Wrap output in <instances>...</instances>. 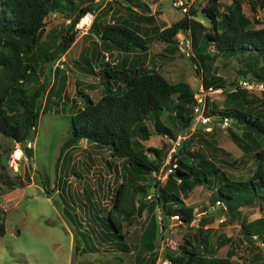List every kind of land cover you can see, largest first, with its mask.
Returning <instances> with one entry per match:
<instances>
[{
  "label": "rangeland",
  "instance_id": "obj_1",
  "mask_svg": "<svg viewBox=\"0 0 264 264\" xmlns=\"http://www.w3.org/2000/svg\"><path fill=\"white\" fill-rule=\"evenodd\" d=\"M93 1L73 0L71 6L67 3L64 11L50 15L45 30H54L57 33L56 37L60 39V32L67 28L77 10L84 5H93V10L85 14L91 23L98 20L103 25L112 20L129 19L139 34L144 38L148 37L147 49L134 53L115 51L110 54L103 52L102 47L96 45L94 35H89L88 38L78 33L79 39L75 40L67 52L51 66L49 82L41 102L43 111L39 114L31 141L21 145L0 135V225L4 228V234L0 235V264H136L140 257H143L144 264H149L153 258L154 264H170L166 256L178 255L179 247L182 243L185 244V239L195 242L204 254L228 257L235 264H264V243L255 238L256 235L249 239L242 232L243 226L264 216V204L261 201L254 200L244 204L231 214L228 209L222 210L216 204L217 200L214 202L217 185L212 188L198 185L183 197V204L191 208L194 215L189 224L174 215L168 219L165 227H162L160 211L155 207L149 212L147 200L155 192L156 180L164 183L165 179L162 180L161 175L172 149L170 137L157 134L141 142L143 147L163 149L160 171L142 174V178L135 177V187H141L140 191L135 193L134 189L130 192L126 209L123 208L125 211L114 214L121 221L127 211L133 213L135 225L124 228L127 233L130 232L129 228L135 230V234H129L126 241V247H129L127 252L106 260L92 258L82 251L83 232L77 231L75 228L77 226L68 219V212H64L65 203L54 194L53 184L57 183L56 176L58 178L60 174V168L58 167L56 171L55 166L57 163L61 164L65 155V149L61 152V145L70 135V115L82 107L85 102L84 95L97 100L102 94L98 52L103 54L104 60L111 63L131 61L148 70L159 72L171 84L186 83L194 93L203 84V77L206 79L220 77L225 80L227 87L228 83L234 80L255 81L250 75L238 76L242 62L239 60L244 59L242 56L223 57L217 53L213 45H210L208 59L201 61L200 58H196L195 47L198 45V39L204 33L212 31V25L203 18L201 11L206 0H193L186 13L174 8L170 0H134L138 6L132 11L125 7L126 3H117L113 0ZM236 1L240 3L242 13L248 18L250 28L264 26V0H219L220 13L227 11ZM187 12L189 15L193 12L190 18L201 23L203 28L194 27V32L187 30L185 33H178L174 38L175 49L156 38L159 29L176 22ZM181 42L188 45L184 46L185 51L180 47ZM259 65L264 66V57L260 58ZM43 75L47 76L46 71ZM212 88H214L212 91L205 92L201 107V113L209 118L207 124L202 123L194 113L195 103L190 106L189 116L192 117V121L185 130L176 122L174 123L177 127L172 126L171 120L175 119L173 110L171 112L165 110L160 121L172 128L175 138L184 137L182 144L188 141L191 145L189 149L203 154L214 162L231 182L244 183L256 169L253 156L255 150L251 148L242 150L233 141L228 129L240 134L242 127L235 125L231 118L223 116L226 105L224 88ZM247 95L250 99L253 96L257 100L252 105L254 114L264 115V91H250ZM177 102L174 95L171 105ZM211 110L215 113L207 115L206 112ZM224 118H228L226 127L222 122ZM146 124L151 128L150 121H146ZM26 148L30 149V154L26 153ZM64 160L66 168H63L61 174H64V171L68 172V161L65 158ZM80 174L74 169L67 175L66 180L71 183L69 192L76 184L80 187L85 183H91L90 179ZM61 178H65L64 175H61ZM142 199H145V206L138 214L137 206ZM67 203L69 207L75 208L78 216H81V222L87 223L85 220H92V210L81 204V201L72 198ZM100 204L99 213L107 215L108 211L113 209L111 201ZM150 218L154 220V238L149 242L152 248L148 247L146 242L148 232L146 237L141 236ZM106 221L110 225L107 218ZM67 227L72 234L68 232ZM192 236H195V239Z\"/></svg>",
  "mask_w": 264,
  "mask_h": 264
},
{
  "label": "trees",
  "instance_id": "obj_2",
  "mask_svg": "<svg viewBox=\"0 0 264 264\" xmlns=\"http://www.w3.org/2000/svg\"><path fill=\"white\" fill-rule=\"evenodd\" d=\"M113 1L126 3L125 7L129 11L138 6L134 0ZM67 3L71 6L73 0H0V135L21 145L31 141L35 133L39 114L43 111L41 102L49 82L51 66L75 42L79 33L75 24L93 10V5L80 7L67 28L60 32L58 39L57 33L54 30L46 31L45 26L50 15L64 11ZM201 11L203 18L212 25V31L198 39L196 58L201 61L208 59L209 46L213 45L223 57L244 58L239 60L242 61V69L238 71V76L250 75L255 79L254 82L264 83V66L259 65L260 58L264 57V26L250 28L249 20L237 1L227 11L220 13L219 0H206ZM190 15L187 12L176 22L159 29L156 38L175 49L174 38L178 33L187 30L194 32V27L203 28ZM88 31L104 46L109 45L122 52L145 51L148 46L147 39H142L131 21L126 22L124 19L112 20L103 25L93 20ZM45 32L46 40L43 39ZM104 48L106 51L110 49ZM97 54L100 59L98 65L101 66L102 94L97 100L84 95L82 107L70 115V135L61 145V152L79 139L86 138L107 147L112 156L125 158L136 178L142 174L159 172L163 163V149L143 147L141 141L154 134L175 138L172 128L160 121L165 110H173L175 118L182 123V130L189 127L194 92L186 83H169L155 70L136 64L127 66L111 63L104 60L102 53ZM45 71L46 77L43 75ZM237 81H230L227 87L224 79L213 76L202 85L205 89L224 88L226 105L223 116L231 118L235 125L242 127L240 134L231 129L228 132L242 150H255V171L248 181L233 183L214 162L189 149L191 145L186 141L173 155L176 157V168L167 175L164 183L156 180L152 195L154 199L147 200L149 212L155 207L159 208L162 227L173 215L187 224L194 219L192 209L183 204L181 194L186 195L198 185L211 188L217 185L214 202L222 201L231 214L238 207L254 200L264 204V115L254 114L252 105L257 102L256 98L252 96L250 99L247 95L250 91L240 89ZM174 95L178 102L171 105ZM213 113L214 110L206 112L207 115ZM146 121L151 122L152 129ZM25 151L31 153L30 149L26 148ZM120 186L113 205L117 212L125 211L120 207ZM140 188L135 187V193ZM144 201L142 199L138 203V214L145 206ZM114 214V210L109 211V222L112 229L122 236ZM153 231H148L149 242L154 238ZM242 232L246 238L252 239V235H256L255 238L264 243V216L243 226ZM3 234L4 228L0 225V235ZM179 250L176 256H166L170 264H235L228 257L204 254L190 239H185V244L182 243ZM154 261V258L151 259L149 264H154Z\"/></svg>",
  "mask_w": 264,
  "mask_h": 264
},
{
  "label": "crops",
  "instance_id": "obj_3",
  "mask_svg": "<svg viewBox=\"0 0 264 264\" xmlns=\"http://www.w3.org/2000/svg\"><path fill=\"white\" fill-rule=\"evenodd\" d=\"M93 2H96V0H94ZM133 10H135V7L133 8ZM124 20L127 22L129 19L125 18ZM79 34L85 37H88L89 35L92 36V34H90L88 30L79 32ZM139 35L144 38L141 34ZM79 37H77L76 40L79 39ZM94 38L95 42H97V44H94L101 46L103 52H110V54L115 51L122 52L113 49V47H110L109 45L104 46L103 42H101L96 36H94ZM145 39H147V41L149 40L148 37ZM104 47L110 48L109 51H106ZM134 52L135 50H133L131 53ZM121 64H126L127 66L135 65L133 62H128L126 60H123ZM84 68L83 70L86 71ZM203 78V82L212 79V77H210L209 79H206L205 77ZM175 119H173L174 121L171 120L173 123L172 126L177 127V124L181 126L180 121ZM174 122H176L177 124ZM64 158L68 161V172L64 171V174H61L63 168H66ZM58 167L60 168V174L58 178L56 176L57 183L53 184L54 194L58 195L62 202L65 203L64 212H68L67 217L70 222L73 225L77 226L75 227L77 228V231L80 230L83 232V234L81 235L84 242L82 251L86 252L88 254L87 256H90L92 258H105L106 260H109L111 256L117 257L118 255L127 252V248L129 247H126V241L129 239V234H135V230L129 228L128 230L130 232L127 233L126 229L124 228L126 226L129 227L130 225H135L132 211H127L126 214L123 215L124 218L121 221L115 217V220L119 222V229L122 236L116 233L112 229L111 224L109 225L106 221V218L108 219L110 210L108 211L107 215L102 214L101 212L99 213L101 209V202L108 203V201H111L114 205V201H116V191L119 189L120 185L122 194L120 207L126 209L125 205L127 200H129V194H131L130 192L134 191L135 189L136 177L134 175L135 172L129 167L126 159L112 156L106 147H101L99 144L90 141L89 139L82 138L75 142L72 146L65 149V155L61 160V164L57 163L55 166L56 171L58 170ZM74 169L79 174L83 172V176L90 179L91 183H85L80 187L78 186V184H76L75 188L72 187V191L69 192L71 183L66 180V177L68 174H71ZM61 175H64L65 178H61ZM116 185L117 187H115ZM189 193L190 192H188L186 195H181L182 200H184L183 197H186ZM72 198L77 199V201H81V204L88 206V208L92 210V220H85L87 223L80 221L81 216L77 215L75 208L69 207L67 205V201ZM150 198L154 199V196H151ZM113 210L114 208L111 209V212H113ZM157 210L160 211L159 208H157ZM114 213L121 214L123 212H117L115 210ZM203 220L204 217H202V221ZM146 224L147 228H145L141 234L143 238L146 237V233L150 229H154L153 218H150V220ZM67 230L72 234L70 228H68ZM192 238L195 239V236H192ZM146 242L148 247H150L151 244L149 243V240H147ZM137 258L139 257L137 256ZM147 258H149V256H147ZM142 260H144L143 257H140L139 259H137L136 264H144Z\"/></svg>",
  "mask_w": 264,
  "mask_h": 264
},
{
  "label": "built area",
  "instance_id": "obj_4",
  "mask_svg": "<svg viewBox=\"0 0 264 264\" xmlns=\"http://www.w3.org/2000/svg\"><path fill=\"white\" fill-rule=\"evenodd\" d=\"M193 0H170L172 6L178 10H180L179 12L181 13H186V11L189 8L190 3ZM90 19H88L87 16L83 15L79 21L75 24V28L79 31V32H83L88 30L89 26H90ZM182 45H180L181 49L183 51H185L184 46L188 47V45L183 42H181ZM188 55V53H187ZM238 86L240 87V89H245L247 91H264V83L261 82H254V81H250L247 79H240L238 81ZM214 88L209 87L207 89H205L203 87V85H200L198 91L196 93H194V113L197 114V118L200 119L202 121V123L207 124L209 118L204 116L203 113H201V107L203 105V96L205 94L206 91H212ZM215 92L217 91V89L214 90ZM228 118H224L223 122V126L226 127L228 125ZM164 137L168 138L167 135H164ZM171 140V144H172V149H171V153L168 159V163L165 167V169L162 172V180L167 178L168 174H171L173 172V170L176 168L177 163H176V157H173L174 154H176L178 148L181 146L182 141L184 139V137H176L174 139L169 138ZM179 182V180H177ZM216 204L219 205L222 210L226 211V205L223 204L222 201L217 200ZM175 217H177L175 215ZM223 219L221 218L220 221H222Z\"/></svg>",
  "mask_w": 264,
  "mask_h": 264
},
{
  "label": "water",
  "instance_id": "obj_5",
  "mask_svg": "<svg viewBox=\"0 0 264 264\" xmlns=\"http://www.w3.org/2000/svg\"><path fill=\"white\" fill-rule=\"evenodd\" d=\"M46 19H47V18L45 17V18H44V21H46Z\"/></svg>",
  "mask_w": 264,
  "mask_h": 264
}]
</instances>
